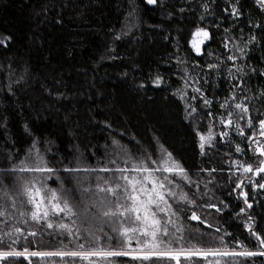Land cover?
<instances>
[{
	"label": "trees",
	"instance_id": "trees-1",
	"mask_svg": "<svg viewBox=\"0 0 264 264\" xmlns=\"http://www.w3.org/2000/svg\"><path fill=\"white\" fill-rule=\"evenodd\" d=\"M198 29L209 34L200 53L192 46ZM0 37L5 38L0 43V211L6 212L0 216V235L33 228L21 222L19 212L27 209L11 207L10 198L20 191L17 177L34 174L12 173L14 164L39 153L56 170L47 186L59 191L63 181L78 195V180L94 187L97 176L113 173L65 168H128L140 160L156 167L147 157L159 160L163 145L187 177L168 174L174 183L167 187L176 195L166 198L184 229L180 244L257 251L249 229L255 227L264 239V189L257 186L264 173H245L243 167L255 169L264 160L259 154L264 149L259 124L264 120V6L259 0H0ZM228 120L233 123L227 125ZM209 130L214 139L202 152L200 134ZM193 212L200 220L190 219ZM57 219L71 225L76 217ZM87 227L77 220L73 230L87 235ZM102 227L117 235L111 230L116 225ZM5 242L11 243L7 237ZM99 242L107 244L103 236ZM77 243L87 246L83 235L76 240L48 229L0 250H74ZM112 245L118 246L115 239ZM29 259L64 264L58 257ZM116 260L139 264L129 257ZM217 260L225 264L220 257L192 262L181 257V264ZM241 261L264 264V256L236 257L232 264ZM16 264L29 260L21 257Z\"/></svg>",
	"mask_w": 264,
	"mask_h": 264
},
{
	"label": "snow or ice",
	"instance_id": "snow-or-ice-1",
	"mask_svg": "<svg viewBox=\"0 0 264 264\" xmlns=\"http://www.w3.org/2000/svg\"><path fill=\"white\" fill-rule=\"evenodd\" d=\"M156 2L157 0H147L149 4H155ZM259 2L264 6V0H259ZM197 37H202V39L197 40ZM208 37L207 31L198 29L193 36V48L199 52V45ZM228 59L233 58L230 56ZM194 91L199 92V89H194ZM204 103L209 104L210 102L205 99ZM235 107L242 113L248 111L247 107L239 103ZM230 115L231 113H229ZM222 123L225 122L222 121ZM232 123V120L226 122L227 125ZM248 123L251 126L250 119ZM259 124L261 135H264V120H261ZM240 134H244L243 129L240 130ZM223 135H227V133H223ZM213 139L211 130L207 135L200 134L202 152L205 145L210 144ZM114 143L116 142L114 141ZM157 143L159 144L158 141ZM256 143L259 144L258 141ZM236 150L241 151L239 147ZM157 151L159 152V160H154L151 156L147 157L153 165H157L156 167H149L145 160H140L128 168H65L64 171L72 173L79 171L113 173L111 178L97 176L94 187L92 185L84 187L78 180V195L72 190L65 189L63 181H61L59 191L47 186V181L52 179L56 170L49 167L39 153L30 161H22L18 165L14 164L11 169L12 173L29 172L34 174L31 179L21 180L20 177H17L20 182V191L15 192L13 197L10 198L11 207L27 209L19 212L21 222L30 223L33 228L26 234L19 227L13 228L11 232H4L0 235V248L11 249L12 244L19 243L21 238L27 240L28 236L35 237L38 233L48 229L73 236L76 240H79L83 235L87 246L85 243H77L74 245V250L65 247L56 251L29 252L27 247L23 251L0 250V261H4L5 264H16V260L23 257L25 260H29V264H31L30 257L42 259L58 257L64 264H83L84 261H87V264H117L116 258L129 257L132 261H138L139 264H159L161 261H175V264H181V257L186 262H192L193 257H200L205 260L208 257H220L224 259L225 264H232V260L236 257L246 259L264 256V239L260 237L255 227H250L249 231L250 235L258 241L257 251L237 252L234 249L221 251L215 248L202 249L194 245L188 247L186 244H180L185 239L184 229L176 224V219H173L176 217V213L170 211L172 205L166 198L167 196L176 195L167 187L168 184L174 183L168 174L180 176L182 179L187 177L184 168L179 165L172 153L168 152L163 145H159ZM259 154L264 156V149H261ZM29 155L31 157V152ZM111 163H115V161H111ZM243 171L245 173L254 172L256 175L264 173V160L255 169L249 165L243 167ZM158 172L164 173V175H156ZM129 173H137L138 175L132 176ZM8 174L10 173H5V175ZM2 181L3 177L0 176V184H2ZM242 184L243 181L237 184L236 187L240 188ZM257 186L264 189V183ZM242 194L244 195L245 204L248 208H251L252 205L248 203L247 193ZM4 195L6 198L9 197L8 192H5ZM180 199L187 200V197L181 195ZM243 211L241 209V212ZM4 215H6V212L0 211V216ZM61 215L68 219L72 217H76V219H72L70 225L57 219ZM190 219L200 220V217L193 212ZM77 220L81 225L88 226L84 230L88 233L87 235H84L80 228L73 230V225L77 224ZM108 223L117 226L111 229L116 232L115 237L103 232L102 225ZM120 225H127V227H123L121 230ZM169 226H173L174 231H170ZM216 231L219 232L220 229L217 228ZM13 234H16L15 238ZM101 236L107 241L104 246L99 242ZM5 237L11 243L6 244ZM114 239L118 246L114 247L112 245ZM219 239L221 244L224 245L223 237L221 236ZM133 242H135V247H133ZM173 244L180 246L173 248ZM237 247L242 246L237 244ZM37 264H39V261H37ZM215 264H220V260H217ZM241 264H243V261H241Z\"/></svg>",
	"mask_w": 264,
	"mask_h": 264
},
{
	"label": "rangeland",
	"instance_id": "rangeland-1",
	"mask_svg": "<svg viewBox=\"0 0 264 264\" xmlns=\"http://www.w3.org/2000/svg\"><path fill=\"white\" fill-rule=\"evenodd\" d=\"M200 39H202V37H197V40H200ZM205 41V40H204ZM1 42H5V38L4 37H0V43ZM202 45H203V43L202 44H200L199 45V52H197V50L195 49V51L197 52V53H200L201 52V47H202Z\"/></svg>",
	"mask_w": 264,
	"mask_h": 264
},
{
	"label": "bare ground",
	"instance_id": "bare-ground-1",
	"mask_svg": "<svg viewBox=\"0 0 264 264\" xmlns=\"http://www.w3.org/2000/svg\"><path fill=\"white\" fill-rule=\"evenodd\" d=\"M11 173V172H10Z\"/></svg>",
	"mask_w": 264,
	"mask_h": 264
}]
</instances>
